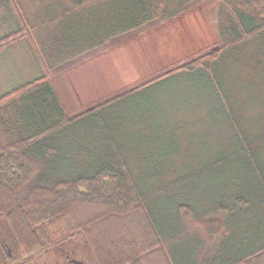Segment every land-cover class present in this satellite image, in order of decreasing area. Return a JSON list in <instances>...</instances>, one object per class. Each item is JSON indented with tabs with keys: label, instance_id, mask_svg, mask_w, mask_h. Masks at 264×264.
Segmentation results:
<instances>
[{
	"label": "trees",
	"instance_id": "1",
	"mask_svg": "<svg viewBox=\"0 0 264 264\" xmlns=\"http://www.w3.org/2000/svg\"><path fill=\"white\" fill-rule=\"evenodd\" d=\"M191 1L0 0V53L25 41L40 67L0 93V223L17 264L53 247L50 226L79 205L103 210L77 223L96 264H264V0H218L214 46L74 116L50 76ZM177 74L204 89L179 106ZM0 254L16 257L1 233Z\"/></svg>",
	"mask_w": 264,
	"mask_h": 264
},
{
	"label": "rangeland",
	"instance_id": "2",
	"mask_svg": "<svg viewBox=\"0 0 264 264\" xmlns=\"http://www.w3.org/2000/svg\"><path fill=\"white\" fill-rule=\"evenodd\" d=\"M217 1L193 0L185 12L176 17L166 21L151 20L139 28L114 37L102 46L52 68L51 79L68 115L74 116L107 101L214 46L217 39L212 21ZM262 40L264 42L263 38ZM16 44L7 46L0 53V93L13 83L25 81L23 78L18 79V76L25 72L24 69L31 75L30 78L40 72V67L33 58L23 56L27 43L20 41ZM174 77L178 78L181 87L187 89L183 99H180L182 94L177 100H173L176 106L183 105L194 95L189 88H195L196 94L201 95L203 87L195 84L193 78L181 77V74ZM165 84L158 85V88H146L136 96L145 100L155 98L161 94L160 89ZM174 87L172 91L175 90ZM256 90L259 89H255L254 92ZM205 98L206 96L203 97L204 101ZM131 99L135 97L129 100ZM129 103L132 104L125 102L124 106H128ZM119 107L111 105L107 108L111 111ZM261 116L264 117V111ZM149 130H152V133L149 131L147 133L153 138V127ZM128 142L134 145L135 152H141V149L145 151L148 143L147 134H133ZM151 163L153 159L144 162L142 168L148 170ZM102 211L100 207L79 205L70 216L53 223L49 228L53 234L48 233L55 245L49 249L45 248L47 245L35 249L29 258L31 264H73V259L81 261L82 264H96L85 236L78 230L77 223ZM0 230L3 239L16 255L13 260L5 263L17 264L27 258L22 248L14 241L7 224L1 222ZM0 260L3 262L5 260L1 254Z\"/></svg>",
	"mask_w": 264,
	"mask_h": 264
},
{
	"label": "crops",
	"instance_id": "3",
	"mask_svg": "<svg viewBox=\"0 0 264 264\" xmlns=\"http://www.w3.org/2000/svg\"><path fill=\"white\" fill-rule=\"evenodd\" d=\"M18 44V43H17ZM16 44V45H17ZM25 52L23 53V56L25 57V58H33L35 61H36V58H35V55H34V53H33V51L30 49V47H29V44H25ZM7 55V54H6ZM37 62V61H36ZM38 64V63H37ZM25 70V72L22 74V75H19L18 76V79H20V78H23V79H25V80H27V79H30V77H31V75H29V73H26V69H24Z\"/></svg>",
	"mask_w": 264,
	"mask_h": 264
},
{
	"label": "water",
	"instance_id": "4",
	"mask_svg": "<svg viewBox=\"0 0 264 264\" xmlns=\"http://www.w3.org/2000/svg\"><path fill=\"white\" fill-rule=\"evenodd\" d=\"M72 262H73V264H82L81 261H78V260H76V259H73Z\"/></svg>",
	"mask_w": 264,
	"mask_h": 264
}]
</instances>
